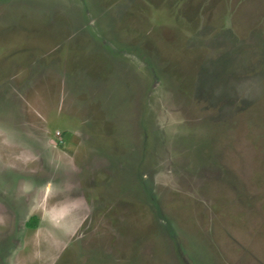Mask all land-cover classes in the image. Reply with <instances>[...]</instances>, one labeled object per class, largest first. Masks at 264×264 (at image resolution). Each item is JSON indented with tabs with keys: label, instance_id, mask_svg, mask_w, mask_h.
<instances>
[{
	"label": "rangeland",
	"instance_id": "374dc122",
	"mask_svg": "<svg viewBox=\"0 0 264 264\" xmlns=\"http://www.w3.org/2000/svg\"><path fill=\"white\" fill-rule=\"evenodd\" d=\"M0 264H264V0H0Z\"/></svg>",
	"mask_w": 264,
	"mask_h": 264
},
{
	"label": "trees",
	"instance_id": "16d2710c",
	"mask_svg": "<svg viewBox=\"0 0 264 264\" xmlns=\"http://www.w3.org/2000/svg\"><path fill=\"white\" fill-rule=\"evenodd\" d=\"M35 220H36V223H37L38 220H37L36 218H35ZM27 226H28L29 228H34V227H36V224H33V223H32V220H31L30 222H28Z\"/></svg>",
	"mask_w": 264,
	"mask_h": 264
}]
</instances>
